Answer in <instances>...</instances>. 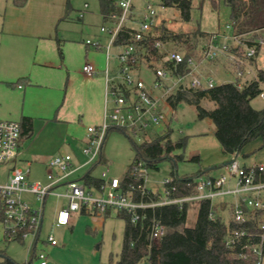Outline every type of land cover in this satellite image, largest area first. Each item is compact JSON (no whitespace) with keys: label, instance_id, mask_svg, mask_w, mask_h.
<instances>
[{"label":"rangeland","instance_id":"obj_1","mask_svg":"<svg viewBox=\"0 0 264 264\" xmlns=\"http://www.w3.org/2000/svg\"><path fill=\"white\" fill-rule=\"evenodd\" d=\"M86 2L88 5L85 4ZM148 3H151L157 10L158 26L153 31L154 35L166 36L161 42L162 51L177 49L185 54L189 52L196 60L201 61L208 37L202 36L198 29L213 31L209 33L212 36L213 34L218 35L217 43L231 46L230 53L234 52L239 57L249 44L248 41L258 40L261 43V39H264V29H261L238 37L241 43H237V45L236 40L232 37L233 30L227 28L231 23L230 8L224 1L220 2L218 10H213L210 0H204L202 8L195 7L192 10L191 19L184 21L177 8L163 6L162 0H133L130 21L133 25L138 26L141 23ZM57 7L60 8L58 15L53 22V27L49 28L52 36L40 38L0 33V119L20 122L21 116L26 115V112L38 113L36 105L40 100L45 104L44 111L52 113L49 116L35 118L34 134L23 144V149L26 150L25 158L0 163V184H5L9 180L14 168L23 171L29 168L28 161L32 162L29 180L48 183V170L44 161L56 156L66 157L70 160L73 167L77 169L73 175L74 178H81L86 173H91L106 181L114 177L122 179L136 158L135 145H141L169 130L174 141L187 137L186 147L175 152L184 154L185 159L178 161L175 167L172 160L164 159L158 162L157 168L148 169L145 174L148 188L163 194L164 179L173 175L187 178L214 165L217 168L206 171L205 175L229 177L228 165L223 166L222 163L229 162L232 157L223 153V148L213 132L214 124L208 119H198L195 105L186 101L178 102L175 107L170 106V102H167L169 106L164 102L167 121L163 120L160 125L151 128L148 135L143 138H134L133 135L127 134L123 130L112 129L102 149L103 160L100 161V155L92 159L93 153L85 152L88 142L87 129L88 126H93L98 122L93 117L90 120L88 114L91 109L92 113L96 112L98 98L94 93L90 97L88 91H92L96 87L97 82L93 79L102 76L105 78L107 57L110 76L118 75L117 54L120 48L114 44L110 45V36L107 32L102 31V27L109 26V23L104 21L99 0H70L69 3L68 0H62L60 4L57 3ZM81 13H84L83 18H81ZM178 34L185 36L183 39L175 38V35ZM186 35L189 36L188 43L185 42ZM5 39H9L13 43L10 46H4L2 41L4 43ZM87 40H91L92 44L87 45ZM97 42H100L101 46L97 47L95 45ZM261 47L260 64L264 68V43H261ZM225 57L231 60L229 56ZM219 61H221V57L208 59L202 63V70H204V64L213 65ZM89 62L95 66L96 70L92 76L81 72L83 66ZM233 62L238 64L231 63L229 60L226 62L228 69L233 72L243 69L245 65L237 61ZM245 70L246 73L250 70L255 73L258 66L247 64ZM24 75H30L34 82L42 84V87H37V94L30 96L29 99H25L22 93L24 90H20L16 86L18 83H22L21 76ZM141 76L145 83L153 88L154 68L143 64ZM211 76L215 79L216 84H220L232 81L234 73L226 71L220 65L212 70ZM167 83L170 89H166L164 92L167 95L175 94L177 87L173 86L174 80ZM162 93L163 91L155 90L157 96ZM51 102L56 104L54 110H48V104ZM105 104L104 93L101 124L104 123ZM201 104L208 109L215 107L214 102L209 100H203ZM252 105L262 109L264 108V99L257 96L252 100ZM110 106L111 104H109ZM55 112L56 119H54ZM257 140L251 141L244 147L238 157L241 163L264 158V147L257 150L256 154L244 156L246 152L251 151L257 145ZM196 155L200 156V161L191 159ZM173 171L174 174H172ZM235 183V178L230 179L229 185L232 188L235 187ZM65 190L66 185L61 184L55 188L54 192L61 196L50 194L46 198L42 237L45 236L51 223L55 220L58 210L68 203L67 197L64 196ZM94 196L102 198L104 195L100 190L94 189ZM22 198L29 202L33 208L41 206L37 196L31 192H24ZM233 201V196L225 194L214 199L215 204L225 207L219 209V213L225 219L230 218V203ZM198 209L199 202L190 205L186 226H193L196 223ZM99 231V245L102 254L106 256L112 254L114 258H117L123 247L124 219L118 217L114 210L106 217V221ZM56 235L61 238L57 231ZM31 240V237L26 238L24 242L5 239L3 223L0 222V262L4 260V254L19 263L25 262ZM139 264L148 263L143 260Z\"/></svg>","mask_w":264,"mask_h":264},{"label":"built area","instance_id":"obj_2","mask_svg":"<svg viewBox=\"0 0 264 264\" xmlns=\"http://www.w3.org/2000/svg\"><path fill=\"white\" fill-rule=\"evenodd\" d=\"M122 8L121 15L112 14V18L118 21L112 26H103L102 30L110 35V45L115 43L119 33L125 32L131 38L128 43L117 45L120 48L117 58L119 60L118 75L107 77L105 120L99 126L88 127V142L85 152L92 154V159L102 154L104 143L109 134L110 128L116 126L125 128L134 138H143L148 135V131L166 119L165 102H169L164 90H169L167 82L174 80L173 86L178 90L206 91L216 85L213 77L205 75L202 71V63L208 59L229 56L231 60L242 63L257 56L256 46L247 45L239 57L236 53H230L227 44L217 43V34L208 40L203 48V59L198 61L190 55L177 49L161 50L162 41L158 40L155 46L159 48V58L150 56L146 42L158 26L157 10L148 3L143 19L138 26L128 25L131 21L133 0H116ZM227 28L232 29V24ZM242 35L233 32L232 37L237 43H241L238 37ZM264 43V39H261ZM87 44H92L87 40ZM99 47L101 44H95ZM115 45V44H114ZM238 45V44H237ZM109 50V46H108ZM146 64L154 68L155 79L153 88H150L141 76L142 65ZM182 64H185V71H180ZM83 71L88 76L96 73L92 63H86ZM238 77H244V69H238ZM241 86V83H240ZM155 90L163 91L160 96L155 94ZM264 99V91L260 94ZM109 104L111 106L109 107ZM23 138L21 123L14 120L0 119V163L14 161L18 154L20 143ZM47 173L48 183L41 181L31 182L29 180L30 168L25 171L14 168L9 180L5 184H0V220L4 227L5 239L15 240L20 238L25 241L31 237L29 253L24 264H48L49 256L46 250L38 249L41 239V232L44 222V204L50 194L61 196L55 192V187L59 184L66 185L65 195L68 203L62 207L56 218L57 226L68 225L74 212L85 209L87 212L92 208L99 209V215L105 216L108 208L114 210H127L131 214L133 222L145 220L147 218L146 209L161 207L167 204L184 202L189 205L200 202L202 199H214L225 194L237 195L231 209L233 219L239 224H253L250 227L233 229L227 237V245L240 247V256L247 258V251L257 255L255 264H264V180L258 177L264 172V163L254 165H243L233 155L232 161L228 164L230 170L229 177L225 175L209 176L204 172H199L187 178H180L173 175L164 179L163 194L153 191L144 182L139 185H132L129 189H124L121 179L111 178L100 187L104 195L102 198L94 196L93 189L85 186L81 181L70 178L75 172V168L66 157L56 156L49 161ZM235 178V187L229 185L230 179ZM183 184H180V183ZM227 186V187H226ZM31 192L35 194L41 202V206H33L23 200L22 194ZM153 192L155 197L149 201L145 196ZM140 193V199H136V194ZM213 217V214H211ZM149 239L152 242H159L167 233V226L160 218L153 217L149 227ZM47 242L56 246L58 240L53 234L46 238Z\"/></svg>","mask_w":264,"mask_h":264},{"label":"trees","instance_id":"obj_3","mask_svg":"<svg viewBox=\"0 0 264 264\" xmlns=\"http://www.w3.org/2000/svg\"><path fill=\"white\" fill-rule=\"evenodd\" d=\"M12 1L16 6L23 7L28 0ZM221 1H224L230 8V24H232L233 32L244 35L264 29V0H210L212 9L218 10ZM69 2L70 0H68ZM203 2L204 0H162L163 6L177 8L184 21H189L192 10L195 7L202 8ZM99 3L104 21L117 22V19L112 18V14L121 15L122 8L116 0H99ZM198 30L202 36H207L208 40L212 37L211 33ZM184 36V34H178L175 35V38L183 39ZM165 37L164 35L155 36L152 33L146 42L150 53L148 58L158 59L159 48L155 46V43L158 40H164ZM186 37L185 42L188 43L189 36L186 35ZM130 38L128 34L121 32L114 44L128 43ZM248 43L249 46H256L258 51L261 48V43L258 40L248 41ZM190 55L187 52L186 58ZM248 62L253 64L255 57L248 59ZM185 69V64H182L180 71L184 72ZM241 79L239 77L233 82L216 84L206 91L178 90L168 98L174 107L180 101L195 105L198 119H208L214 124V135L226 155L240 153L248 143L256 139H261V147H264V108L258 109L252 105V100L264 91V70L258 69L254 79L244 82ZM203 100L214 102L215 107L213 109L204 107L201 104ZM20 123L23 133H28L32 129L33 120L31 117L23 116ZM112 129H120L129 134L125 128L114 126L110 128L109 132ZM186 144L187 137L174 141L169 130L141 145H135L136 158L126 175L121 179L122 187L129 189L132 185L137 186L143 183L147 170L157 168V164L161 160L170 159L175 167L178 161L185 159L184 154L175 152L185 148ZM191 159L200 161L201 158L196 155ZM102 160L103 154L100 158V161ZM258 180H264V172L261 173ZM82 181L85 186L97 190L104 183L103 178L96 177L91 173L86 174ZM154 197L155 194L151 192L150 195L145 196V200L149 201ZM136 199H140V193L136 194ZM189 207L190 205L184 202L182 205L172 203L148 208L145 211L147 218L138 222L132 221L131 214L127 210H115L117 216L125 221V231L122 250L117 259L114 260L112 257L111 262L114 264H139L145 260L148 264H255L258 259L256 254L247 251V258H244L240 256L239 246L227 245V237L231 230L250 227L251 231H255L253 224L235 222L231 208L230 218L225 219L212 200L202 199L199 202L196 223L193 226H186ZM112 211L114 209L108 208L105 217H108ZM82 212L92 216L99 215L97 207L92 208L89 212L83 209ZM153 217L160 218L167 226V233L159 242H152L149 239V227ZM15 240L23 242L20 238ZM3 256L4 260L0 264H22L6 254Z\"/></svg>","mask_w":264,"mask_h":264},{"label":"crops","instance_id":"obj_4","mask_svg":"<svg viewBox=\"0 0 264 264\" xmlns=\"http://www.w3.org/2000/svg\"><path fill=\"white\" fill-rule=\"evenodd\" d=\"M61 1L62 0H28L25 6L18 7L14 4V2L12 0H0V33H7L8 35H15V36H35V37H40V38H43L45 36H52L49 28L53 27V22L55 21V18L58 15V10L60 9L57 7V3L60 4ZM85 4L88 5V2H86ZM83 17H84V13H81V18H83ZM108 23H109V26L114 25L113 22H108ZM128 25L135 26V25H133L132 22H128ZM203 31H206V30H203ZM104 32H106V31H104ZM206 32H213V31H206ZM108 35H109V33H108ZM11 43H13V41H11L9 39L8 40L5 39L4 43L2 41V44H4V46H10ZM87 45H90V44H87ZM0 47H1V44H0ZM261 49H262V47L259 49L257 56L255 57V62L253 64H256L258 66V69L262 68L264 70L263 66L260 64L261 59H262V56L260 55ZM228 60L231 63H236V62H233L232 60H230L228 57L223 56V57H221V61H219L217 64H213V65H208L207 63L204 64L203 65L204 70H202V71L205 75L211 76L212 70H214L215 68H218L221 65L224 67V69L226 71H230V72L234 73L233 80L228 81V82H233L237 78H239L238 72L237 71L233 72L230 69H228V66L226 64V62H228ZM236 64H238V63H236ZM247 64H250V63L245 62V65L243 67L245 73H244V77H242V79H241L242 82H244L246 80L254 79L257 76V72L252 73L251 70H250L251 72L248 71L246 73L245 68L247 67ZM81 72L84 73L83 68L81 69ZM109 75H110V71H109V67H108V57H107V67L105 69V78L102 76V77H97V78L93 79L97 82L96 87L94 90L88 91V95L90 97H92V93H94L95 95H97V98H98L97 99L98 105H97L96 112L92 113V109H91V111L88 114L90 116V120H92V117H93L98 122L97 124H94L93 126L101 125L102 110H103V95L105 93V101H106L107 77ZM21 78H22V83H18L16 86L18 87V89L24 90L23 92L22 91L21 92L23 93L25 99L26 98L29 99L30 96L37 94V92H36L37 91L36 89H38L37 87H42V84L40 82H37V81L34 82L31 79L30 75H24V76H21ZM26 86H28V87H26ZM37 104L38 105H36V106H37L38 113L26 112V115L23 114L21 116L20 122H21L23 116H28V117L32 118L33 124H32V129L28 133H23V138L21 140L20 148H19V154L14 161L20 160L21 158H25L24 155L26 153V150L23 149V144L27 139H30L34 134L33 133V125L35 122V118H37L38 116L42 117V116H49V114H52L51 111H50V113L49 112L47 113L46 111H44L45 110V107H44L45 104L42 103V100L38 101ZM170 106H172V105H170ZM172 107H174V106H172ZM54 108H56L55 102H51L48 104V110L49 109L54 110ZM56 117L57 116H56V112H55L54 119H56ZM61 118L64 120H67L63 116ZM2 120H9V119H2ZM104 120H105V108H104ZM214 131H215V127H214ZM87 134H88V129H87ZM257 142H258L257 145L254 146L251 151L246 152L244 154V156L256 154L257 150L259 151L263 148V147H261V144H262L261 139H258ZM243 149H242V151H243ZM241 152L237 154V158L239 157ZM229 156L233 157V155H229ZM51 159L52 158H49V159L44 161L45 162L44 164L46 165L47 170L49 169L48 165H49V161ZM258 163H264V158L263 159H257L256 161L254 160V161L244 162L242 164L247 166V165H254V164H258ZM27 164L31 170L32 162L28 161ZM223 164H225V163H222V165ZM211 167H209V168H211ZM208 170L209 169H206L203 172L205 173ZM210 170H213V169H210ZM76 172H77V169L70 176V178L75 179V180H79L83 183L82 178L88 173H86L81 178H74L73 175ZM30 173H29V176H30ZM211 176H213V175H211ZM214 176H216V175H214ZM60 185L61 184L57 185L55 188L59 187ZM88 188L93 189V191L95 189L92 187H88ZM65 192H66V190H65ZM227 196H233L234 201L238 198L237 195H227ZM65 198H66V196H65ZM67 201H68V199H67ZM233 202L230 203V207L232 206ZM220 203H222V202H220ZM217 207H218V210L220 208H222V209L225 208L222 205H217ZM59 210H58V212H59ZM56 218H57V216H56ZM56 218L51 223V226L48 229V231L44 237H42V232H41L42 241L39 242V244H38V249H44L47 251L48 256H49L48 264H114L111 262L113 255L112 254L107 255V256L103 255L101 250H100V245H99V243H100V241H99L100 231L99 230L104 225V223L106 221L105 216H100V215L92 216V215L85 214L82 211L81 212H74L71 216L70 223L68 225H64V226H57L56 225ZM42 231H43V227H42ZM56 231L61 235V238L57 237ZM49 234H53L56 237V239L59 242L58 245L52 246L47 242L46 238ZM117 258H114V260ZM26 259H27V257H26ZM24 263L25 262H23L22 264H24Z\"/></svg>","mask_w":264,"mask_h":264},{"label":"water","instance_id":"obj_5","mask_svg":"<svg viewBox=\"0 0 264 264\" xmlns=\"http://www.w3.org/2000/svg\"><path fill=\"white\" fill-rule=\"evenodd\" d=\"M231 161L232 160H230L229 162H226L225 164H223V166H226V165L230 164ZM216 168H217L216 166H212L211 168H208V169L210 170V169H216Z\"/></svg>","mask_w":264,"mask_h":264}]
</instances>
